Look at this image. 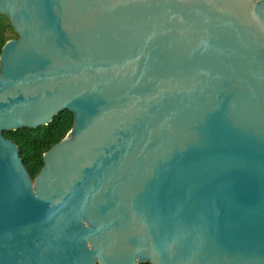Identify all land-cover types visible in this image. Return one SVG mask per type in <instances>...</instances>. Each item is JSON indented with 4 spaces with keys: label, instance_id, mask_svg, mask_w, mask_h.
Returning a JSON list of instances; mask_svg holds the SVG:
<instances>
[{
    "label": "water",
    "instance_id": "water-1",
    "mask_svg": "<svg viewBox=\"0 0 264 264\" xmlns=\"http://www.w3.org/2000/svg\"><path fill=\"white\" fill-rule=\"evenodd\" d=\"M0 13V264H264V0ZM65 109L33 179L4 132Z\"/></svg>",
    "mask_w": 264,
    "mask_h": 264
},
{
    "label": "trees",
    "instance_id": "trees-1",
    "mask_svg": "<svg viewBox=\"0 0 264 264\" xmlns=\"http://www.w3.org/2000/svg\"><path fill=\"white\" fill-rule=\"evenodd\" d=\"M8 16L0 13V56L5 43L18 38ZM75 122V114L71 110L65 109L56 115L52 122L35 128L22 127L18 130L5 131V135L12 139L20 149V155L26 167L36 179L41 172L45 160L44 154L55 144L59 143L72 129ZM141 264H151L149 262Z\"/></svg>",
    "mask_w": 264,
    "mask_h": 264
}]
</instances>
